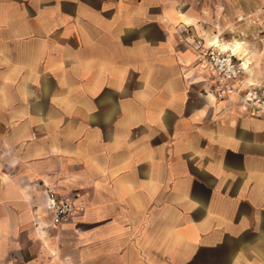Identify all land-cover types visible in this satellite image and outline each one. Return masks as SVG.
<instances>
[{"label":"crops","instance_id":"crops-1","mask_svg":"<svg viewBox=\"0 0 264 264\" xmlns=\"http://www.w3.org/2000/svg\"><path fill=\"white\" fill-rule=\"evenodd\" d=\"M193 38L264 79V0H0V264H264V118Z\"/></svg>","mask_w":264,"mask_h":264},{"label":"built area","instance_id":"built-area-1","mask_svg":"<svg viewBox=\"0 0 264 264\" xmlns=\"http://www.w3.org/2000/svg\"><path fill=\"white\" fill-rule=\"evenodd\" d=\"M189 45L197 60L213 73V96L217 101L235 98L249 115L264 118V79L243 91L241 78L246 68L232 49L222 50L218 41L206 43L199 38L191 39ZM46 195L52 224L57 227L74 214L75 207L59 199L53 188H47Z\"/></svg>","mask_w":264,"mask_h":264},{"label":"bare ground","instance_id":"bare-ground-1","mask_svg":"<svg viewBox=\"0 0 264 264\" xmlns=\"http://www.w3.org/2000/svg\"><path fill=\"white\" fill-rule=\"evenodd\" d=\"M217 41V40H216ZM221 47H222V44H221ZM223 48V47H222ZM228 49H232V51H234V53H236L237 55H238V51H239V48H238V45L237 44H235L234 45V47H232V48H227V50ZM244 66H245V68L247 69V65L244 63Z\"/></svg>","mask_w":264,"mask_h":264}]
</instances>
